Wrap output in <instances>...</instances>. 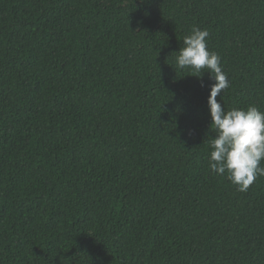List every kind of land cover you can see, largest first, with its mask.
<instances>
[{
	"label": "trees",
	"instance_id": "trees-1",
	"mask_svg": "<svg viewBox=\"0 0 264 264\" xmlns=\"http://www.w3.org/2000/svg\"><path fill=\"white\" fill-rule=\"evenodd\" d=\"M193 26L217 101L264 111V0H0V264H264V176L211 171L215 81L172 54Z\"/></svg>",
	"mask_w": 264,
	"mask_h": 264
},
{
	"label": "clouds",
	"instance_id": "clouds-1",
	"mask_svg": "<svg viewBox=\"0 0 264 264\" xmlns=\"http://www.w3.org/2000/svg\"><path fill=\"white\" fill-rule=\"evenodd\" d=\"M209 35L207 29L193 26L183 38L184 46L172 54L175 53L177 69L195 73L207 69L214 79L208 105L215 137L208 141L212 149L208 164L216 175L227 172V179L237 190L246 192L258 176H264V111L254 105L225 110L217 101L221 92L230 87V80L222 69L220 55L208 48Z\"/></svg>",
	"mask_w": 264,
	"mask_h": 264
}]
</instances>
